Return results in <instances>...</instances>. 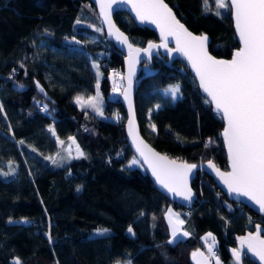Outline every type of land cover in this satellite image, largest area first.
<instances>
[{"label": "trees", "instance_id": "obj_1", "mask_svg": "<svg viewBox=\"0 0 264 264\" xmlns=\"http://www.w3.org/2000/svg\"><path fill=\"white\" fill-rule=\"evenodd\" d=\"M164 1L191 31L208 36L213 55L229 58L239 47L229 4L218 14L211 0ZM114 19L136 45L157 40L125 12ZM122 58L89 0H0V173L9 171V161L15 169L0 174V264L17 258L21 264H192V253L200 250L213 261L205 250L208 233L222 264H237L230 254L236 236L264 226V216L227 199L201 170L191 184L195 203L185 209L159 192L140 164L129 166L135 157L125 139V113L118 97L108 96L111 69L122 76ZM174 85L180 91L168 99L164 90ZM97 90L106 118L76 103ZM206 101L182 61L168 67L153 58L143 65L135 94L142 135L169 157L212 160L226 170L223 120ZM69 137L85 157L53 167L45 157L55 156L57 140ZM168 207L189 233L173 243ZM98 228L108 232L97 235ZM238 264L255 263L244 255Z\"/></svg>", "mask_w": 264, "mask_h": 264}, {"label": "snow or ice", "instance_id": "obj_2", "mask_svg": "<svg viewBox=\"0 0 264 264\" xmlns=\"http://www.w3.org/2000/svg\"><path fill=\"white\" fill-rule=\"evenodd\" d=\"M117 2L118 0L101 2L105 19L109 21V34H113L114 25L110 23L107 9H110L112 4ZM125 2H131L132 9L138 19L142 22L153 23L160 29L162 40L166 41L168 36L175 38L176 48L169 49V54L178 51L188 58L199 77L200 87L211 97V103L215 105V110L222 113L223 119L226 121L222 135L228 148L232 170L222 173L212 161H208V166L217 172L230 193L234 192L248 197L249 200L259 206L260 211L264 212V0H231L235 26L242 46L234 53L230 61L215 60L209 56L205 49L207 37H197L189 32L176 19L172 10L163 0H125ZM202 3L207 4L208 0H202ZM215 5L216 8L222 9L226 6L225 0H215ZM115 35L122 43H127V38L123 37L122 33L117 31ZM128 47L130 50L132 49L130 44ZM155 47H167V44L162 43L157 46L150 42L148 48L143 51L149 53ZM134 51L138 54L140 50ZM133 71L134 68L130 63L129 89L125 90V99H129L128 92L131 87ZM14 72L15 69H13ZM97 75H100L99 72ZM36 87L43 92L39 82H36ZM166 91H170L173 99H175L180 88L179 85H174ZM98 99L99 94L96 98L90 99L89 104L96 114L100 115V108L95 102ZM76 103H81L80 97L76 98ZM129 107L131 108L130 101ZM151 128L154 132L156 131L155 125H151ZM49 131L53 130L50 128ZM53 135H55L54 131ZM129 135L132 137L133 143L136 144L137 152L143 157L144 163L151 168L157 183L169 192L182 196L185 200H190L192 192L188 187V173L196 165L177 164L175 160H169L167 157L154 152L139 138L132 119L129 120ZM69 140L71 144H75L72 137H69ZM57 143L62 144L63 141L58 139ZM68 151L69 158H71V145ZM76 153L75 158L77 159L85 157V153L80 150L78 145H76ZM58 156L59 154L53 157H45V159L56 164ZM12 163L9 161L8 172L0 174L7 176L14 173L15 169L11 167ZM136 163L137 160L133 159L129 166ZM79 190L78 186L77 191ZM167 215L171 217V209ZM176 224L183 225L184 221L177 216ZM256 227L257 232L255 234L250 233L247 237H240L239 239L241 245H246L247 250L258 256L264 264V239L261 238L260 225ZM178 230L176 226L172 227L174 238L177 236ZM132 231V228L129 227L128 232L132 233ZM107 232L108 229L105 228L96 230V234L101 236ZM182 235L188 236L189 233L185 231ZM211 235V233L207 234L208 237ZM169 243H173V241H169ZM232 251L238 264L241 252L238 249ZM208 252L213 254L211 246H209ZM192 255L195 258L203 254L197 251ZM14 264H21V262L17 258ZM117 264L120 262L117 261ZM126 264H131V261L126 262ZM217 264H219L218 261Z\"/></svg>", "mask_w": 264, "mask_h": 264}, {"label": "water", "instance_id": "obj_3", "mask_svg": "<svg viewBox=\"0 0 264 264\" xmlns=\"http://www.w3.org/2000/svg\"><path fill=\"white\" fill-rule=\"evenodd\" d=\"M90 3L93 5V7L96 9L97 13H98V18L100 21V24L102 26V29L105 33L106 39L111 42L115 48L119 51V53L122 55V88L120 91V94L118 96V102L122 105L124 113H125V120H124V131H125V139L126 142L129 146V149L131 150V152L133 153L134 157L138 160V162L140 163L141 167L143 168V170L145 171V173L148 175V177L150 178V180L152 181L153 185L157 188V190L159 192H161L163 195H165L168 200H170L172 203H175L176 205L183 207L185 209H190L193 204L195 203V200L197 198L196 192L194 191V189L192 188V181L193 179L196 177V171L197 170H201L202 172L208 174L209 176L213 177L217 186L219 187V189L221 190V192L227 197V199L235 202V203H239L244 205L246 208H248L249 210H251L253 213L257 214V215H261L264 216V212L260 211L259 206L257 204H255L253 201L249 200L248 197L246 196H242L239 195L237 193H230L227 186L223 183V181L220 179V177L217 175V172L210 168L208 166V161H212V160H208L202 163H188L186 161L183 160H179V159H175L172 157H169L167 154L162 153L161 151L157 150L141 133L140 131V126L138 123V118H137V113H136V106H135V94H136V87L138 85V79L141 76L142 70H143V65L144 64H150L153 58H159L162 59L165 63L166 66L168 67H172V62L174 60H180L182 61L185 66L188 68L190 74L193 76L198 90L200 92L201 95H203L207 101L210 103L212 111L217 113L221 119L223 120V124L224 127L221 131V136L223 139V146H224V151L226 154V159H227V169L226 170H222L220 169L215 162H213V164L216 166L217 169H219L220 172L222 173H227L230 172L231 169V163L229 160V153H228V148L227 145L225 143V139L224 136L222 135L223 130L226 126V121L223 119V114L218 112L217 110H215V105L213 103H211V97H209L207 95V93H205L203 91V89L200 87V80L199 77L196 74V71L193 69L191 63L189 62L188 58L182 53V52H178V51H173L171 54H169V49H175L176 48V41L175 38L172 36H168L167 40L164 41L161 39V33H160V29L156 27L155 24L150 23L148 21H141L140 19L137 18L136 13L133 11L132 6H131V2H125V0H118L117 3H113L110 9H107L109 16H110V23L112 25H114V28L112 29V33L113 34H109V21L105 19V15L104 12L101 9V2H107V0H89ZM163 2L172 10L173 15L176 17V19L184 25V27L191 32L194 36H206L207 40L205 42V49L208 53L209 56H211L213 59L215 60H221V61H230L233 58V55L236 51H238L240 49L241 42H240V38H239V33L236 30V26H235V18L233 15V10L231 8V0H227L229 6H230V18L232 21V26L234 29V33L238 42L239 47L236 48L231 56L229 58H224V57H217L215 55H213L209 49H208V45H209V38L207 35L205 34H198V33H194L193 31H191L175 14L173 8L171 6H169L164 0ZM116 12H125L134 22V24L138 27H145L150 29L151 31H153L156 34V41H150L152 44H155L157 46H159L162 43H166L167 47H155L152 48L150 50L149 53H145L143 50L148 48V45L150 42L146 43L144 46H139L136 45L134 43H132L129 39L128 34L119 27V25L116 23L115 19H114V14ZM122 33L123 37L127 38V43H122L121 40L117 39L115 33L116 32ZM132 46V49L130 50L128 45ZM139 49V53L137 54L134 50ZM131 53V54H130ZM130 63L132 64L134 71L131 75V87L130 90L128 92L129 95V99H125V90L129 89V80H128V76H129V67H130ZM40 84V83H39ZM41 85V84H40ZM35 87H36V83H35ZM41 87L43 88V86L41 85ZM37 92L47 101H51L50 97L48 96L47 92L45 91V89L43 88V92H41L37 87H36ZM129 101L131 103V108L129 107ZM132 119L134 120V128L136 133L138 134L139 138L141 140H143L144 144H146L149 148H151L154 152L160 154L161 156H165L167 157L169 160H175L177 164H190V165H196L195 168L192 169L191 172L188 173V187L191 189L192 192V197L190 200H185L182 196H177L174 193L169 192L167 189L163 188L159 183H157L156 181V177L152 174V170L151 168H149L148 164L144 163L143 157L140 156L139 152H137V147L136 144L133 143V139L132 137L129 135V120ZM257 226V225H256ZM255 226L253 231H248L246 234L244 235H240V236H236V244L237 247L236 248H231L230 249V254L232 256V258L234 259L235 262L236 259L233 256V249H238L241 252V257L239 262L241 261L242 257L244 255H246L251 261H253L255 264H262V262L260 261L258 256H255L252 252H249L247 250V246L246 245H241L240 243V237H247L250 233L255 234L257 232V227ZM261 238L264 239V226H261ZM197 252V251H195ZM200 253H202L203 255H198L195 258L193 257V255H191V262L192 264H214L213 261L211 260V258L209 257V255L205 252L200 250ZM193 254V253H192Z\"/></svg>", "mask_w": 264, "mask_h": 264}, {"label": "rangeland", "instance_id": "obj_4", "mask_svg": "<svg viewBox=\"0 0 264 264\" xmlns=\"http://www.w3.org/2000/svg\"><path fill=\"white\" fill-rule=\"evenodd\" d=\"M208 1H210V0H208ZM211 2H212V4H213L214 11H215L216 13H218V14H225V13L228 11V7H229V6H228V2H227V0H225V5H226V6H225L224 8H222V9H218V8H216L215 0H211ZM207 4H208V3H207ZM95 70H97L96 65H95ZM97 72H98V71H97ZM110 77H111V79H112V81H113V86H112L111 91H110V93H109L108 96H109V98H115V97H118V96H119L120 91H121V86H122V76H120V80H119L118 82H114V79H113V76H112V75H111ZM120 81H121V82H120ZM114 89H115V90H114ZM97 94H99V99L96 100L95 102H96V104H97L98 107H101L102 104H103V100H104V98L102 97V95H100V93H99L98 90H97V92H96V94H95L94 96H91V97H89V98H84V99L81 98V103H83L84 105L86 104V105L90 106V104H89L90 99H94V98H96V97H97ZM164 94L167 95V98H168V99H173V97H172L170 91H166V90H164ZM81 103H80V104H81ZM100 111H101V110H100ZM98 117H100V118H106V116H104V115L102 114V112H101L100 115H98ZM72 138L75 140V144H71V141L69 140V138H67L66 140H62L63 143H62V144H59V151H58V153H57V154H59V156H58V159H57V163H56V164H53L52 161H51V165H52L53 167H60V166H63V165L66 164L67 162H69V161H71V160H73V159H76V158H75L76 155H77V153H76V145H78L79 148H80V150L83 151L82 148L80 147V145L78 144L76 138H74V137H72ZM70 145H71V158H69V151H68ZM57 154H56L55 156H57ZM61 158H63V159H61ZM132 160H133V159H132ZM132 160H131V161H132ZM135 160H137V159L135 158ZM131 161H130V162H131ZM130 162H129V165H130ZM139 164H140V163H139L138 160H137V163L134 164V165H131V167H132V166H139ZM140 166H141V165H140ZM167 216H168V215H167ZM178 217H179V219H181V216H180V215H178ZM169 222H170V219H169ZM171 222H172V221H171ZM175 222H176V221H175ZM178 228H179V227H178ZM205 238H206V241H205V250L208 252V248H209V246H211V247H212V250H213L214 243H213L211 240H209V238H208L207 236H206ZM211 256H212V258H213L214 264H217V261L219 262V264H222V262H221V260H220L219 257H217V256H215V255H211Z\"/></svg>", "mask_w": 264, "mask_h": 264}, {"label": "crops", "instance_id": "obj_5", "mask_svg": "<svg viewBox=\"0 0 264 264\" xmlns=\"http://www.w3.org/2000/svg\"><path fill=\"white\" fill-rule=\"evenodd\" d=\"M169 209H171V213H172L171 217L167 216V214L169 212ZM178 215H179V213L173 207H168L167 210H166V213H165V217H166V219L168 221V224H169L170 240H172V241L175 240V239H178V238L186 237V236L182 235V233L184 232V230L182 228V225H177L176 222H175ZM169 219L172 221L171 224L169 222ZM181 220H182V218H181ZM173 226H176L177 228L179 227L178 228L179 230L177 232V236L175 238L172 236V227ZM210 239H211V237H210ZM123 264H126V263H123Z\"/></svg>", "mask_w": 264, "mask_h": 264}, {"label": "built area", "instance_id": "obj_6", "mask_svg": "<svg viewBox=\"0 0 264 264\" xmlns=\"http://www.w3.org/2000/svg\"><path fill=\"white\" fill-rule=\"evenodd\" d=\"M111 74L113 75L114 80L116 82H118L119 81V76H120V69L119 68H112L111 69ZM218 253H219L218 250L213 248V254L212 255H217Z\"/></svg>", "mask_w": 264, "mask_h": 264}]
</instances>
